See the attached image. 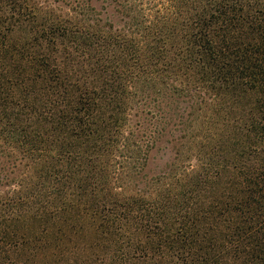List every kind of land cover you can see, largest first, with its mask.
<instances>
[{
	"label": "trees",
	"instance_id": "16d2710c",
	"mask_svg": "<svg viewBox=\"0 0 264 264\" xmlns=\"http://www.w3.org/2000/svg\"><path fill=\"white\" fill-rule=\"evenodd\" d=\"M0 264H264V0H0Z\"/></svg>",
	"mask_w": 264,
	"mask_h": 264
},
{
	"label": "rangeland",
	"instance_id": "374dc122",
	"mask_svg": "<svg viewBox=\"0 0 264 264\" xmlns=\"http://www.w3.org/2000/svg\"><path fill=\"white\" fill-rule=\"evenodd\" d=\"M169 159V152L162 151L161 149L158 151H154L149 165H148V175L152 176L157 174L164 166L165 162Z\"/></svg>",
	"mask_w": 264,
	"mask_h": 264
}]
</instances>
